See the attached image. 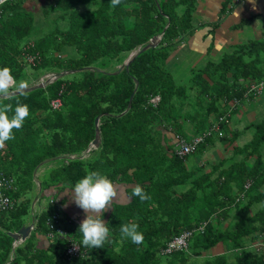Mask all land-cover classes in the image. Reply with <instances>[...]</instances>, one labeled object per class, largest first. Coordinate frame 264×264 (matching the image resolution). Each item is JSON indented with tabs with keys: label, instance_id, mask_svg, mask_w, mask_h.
<instances>
[{
	"label": "trees",
	"instance_id": "16d2710c",
	"mask_svg": "<svg viewBox=\"0 0 264 264\" xmlns=\"http://www.w3.org/2000/svg\"><path fill=\"white\" fill-rule=\"evenodd\" d=\"M197 1L121 0L113 7L110 0H56L39 24L22 0L2 6L0 69L7 68L16 85L29 86L41 74L76 72L0 100L29 109L22 127L13 129L14 139L0 148V179L13 178L7 194L15 201L13 208L0 211V264H264V250L249 245L264 237V118L245 126L252 138L243 146L235 144L243 130L232 131L224 121V136H208L192 153L202 154L221 140L232 155L215 163L193 165L192 154L180 157L167 139L170 129L189 139L188 123L196 135L207 133L214 120L230 112L232 123L238 107L231 110V101L244 98L252 81L264 80V35L234 45L218 61L194 66L185 81L177 79L172 55L199 27ZM160 35L156 47L126 65L134 51ZM28 55H37L35 64ZM155 96L158 104L151 101ZM55 98L62 100L60 109L51 105ZM99 116L101 144L83 155L96 137ZM86 170L126 184L128 196L104 213L109 238L98 249L82 245L80 224L67 216L65 200H57ZM136 184L149 200L132 195ZM51 189L56 194L49 198L50 208L31 211L34 198L42 203ZM30 212L38 231L15 247L9 233L27 225L24 217ZM53 215L88 251L84 256L69 259L66 236L48 235ZM130 222L143 233L140 245L120 235L121 224ZM186 230L194 231L189 248L164 253L168 242ZM38 232L47 236V246H39ZM221 245L236 252L235 260L211 253Z\"/></svg>",
	"mask_w": 264,
	"mask_h": 264
},
{
	"label": "crops",
	"instance_id": "0c3cea01",
	"mask_svg": "<svg viewBox=\"0 0 264 264\" xmlns=\"http://www.w3.org/2000/svg\"><path fill=\"white\" fill-rule=\"evenodd\" d=\"M46 1L56 2V0H22L23 6H25L26 9L34 11L36 17H38L40 12L44 10V4ZM225 4H228L226 10H224ZM236 9L240 10L239 17L235 15ZM194 21L199 27L195 31L194 35L183 43L184 48H178V50L173 53L172 57L176 56V63L179 59L178 53L181 50L188 53L189 58L195 55V60H197L198 56L205 55L204 58L207 57L205 62L206 64L209 60L218 61L223 52L232 51L234 45L236 44L263 37L264 0H255V7L252 3H249L248 0H242L240 2H237V0H198ZM212 43L213 48L209 51ZM194 65L197 66L196 63ZM253 104L256 105V102H253ZM253 104L250 105L255 107ZM246 107L247 105L241 108L238 107V109L235 110L236 112L238 111L235 114L237 118L249 113ZM249 115L254 116L252 111ZM187 129V132L189 131V133L194 132V130L190 132L191 128L189 126H187ZM167 134L169 135V142L171 144H175L178 134L172 129H170ZM38 185L40 189V184ZM113 185L118 193L114 202L126 203L128 201V196L125 192L126 184L113 183ZM69 191L71 190L65 189L59 195L57 200H65L63 208L67 216L80 224L86 218V214L81 208L76 207L75 203L71 201V198L67 195ZM45 193V197H50L51 195L54 196V194H56V190L51 189ZM35 200H39L38 196H36ZM35 206L36 203L34 204L33 202L34 210H36ZM39 207V211H41L45 207V204H40ZM106 219H104L105 222ZM30 223L32 224L33 221ZM30 223H27V225ZM35 231H32V233H36ZM37 236L39 239V246H47L49 244L48 238L44 233L38 232Z\"/></svg>",
	"mask_w": 264,
	"mask_h": 264
},
{
	"label": "clouds",
	"instance_id": "9594fccd",
	"mask_svg": "<svg viewBox=\"0 0 264 264\" xmlns=\"http://www.w3.org/2000/svg\"><path fill=\"white\" fill-rule=\"evenodd\" d=\"M2 2L3 0H0V3ZM248 2L255 7V0H248ZM120 3L121 0H110L113 7L120 5ZM235 15L239 17L240 10L236 9ZM23 88L24 85L22 84L16 85L7 68L0 69V100L22 94ZM243 106L244 103L240 105V107ZM10 112L12 113L11 116L8 115ZM28 115V106L19 101L14 108L11 103L0 104V148L5 146L6 141L14 139L13 129H20ZM67 189L71 190L67 193L71 201L86 214V218L77 229V232L82 234V245L92 249L103 248L109 238V228L103 219L104 213L112 207L111 205L118 195L112 181L100 172L87 171L83 178ZM132 195L138 197L141 202L151 198L139 184L132 188ZM138 229L137 223L130 222L121 224L119 231L122 238L140 245L144 241V236Z\"/></svg>",
	"mask_w": 264,
	"mask_h": 264
},
{
	"label": "built area",
	"instance_id": "2783aa9c",
	"mask_svg": "<svg viewBox=\"0 0 264 264\" xmlns=\"http://www.w3.org/2000/svg\"><path fill=\"white\" fill-rule=\"evenodd\" d=\"M8 1H12V0H3V2L0 3V16L2 15V10H1L2 6ZM240 1L242 0H237V2H240ZM27 58L30 64H35L37 55H28ZM50 76L51 74L45 75L42 78V81L43 82H45L46 80L49 82L54 81L55 80L54 75L52 74V76L51 77ZM263 89H264V81H252L249 91L246 93L244 98L234 99L233 101H231V106H232L231 110H233V108L235 107L243 105L246 98L250 97L251 99V96H250L251 94H253L255 97H258L259 93H262ZM151 101L154 104H158V102L160 101V96H155L151 98ZM51 105L54 109H60L62 106V100L60 98H55L51 101ZM230 115H231V112L227 114L226 116H221L220 118L214 120V124L210 127L207 133L195 135L190 140L183 136L178 135L177 141L175 143L176 145L175 152L177 153V155L184 158L185 156L194 153L195 151L198 150V148L206 141V138L210 135L216 134L218 135V137H223L224 133H223L222 123L226 121L230 127L231 123L228 120V118H230ZM13 185H14L13 178L9 179L6 176H3L0 179V211L9 210L14 207L15 201L7 194V190L11 189ZM57 222H58V215H53L52 218L48 219L47 221V224L49 227L48 235L50 237L55 236V235L66 236V238L68 239L66 254L69 259L72 260L75 257L84 256L88 251L86 249H83L81 244L76 239H73L71 236H69L67 231L62 226H58ZM36 226H37V220L34 221L32 225V230H35ZM204 227L205 225L200 226L198 230L203 232ZM193 236H194L193 230H186L182 232L180 235L173 237L168 242L167 248L164 250V253L165 252L170 253L172 251H179V250H187L190 246V242ZM261 240H263V244H264V237L261 238ZM22 243H23L22 240H17L14 242V246L17 247L18 245Z\"/></svg>",
	"mask_w": 264,
	"mask_h": 264
},
{
	"label": "rangeland",
	"instance_id": "374dc122",
	"mask_svg": "<svg viewBox=\"0 0 264 264\" xmlns=\"http://www.w3.org/2000/svg\"><path fill=\"white\" fill-rule=\"evenodd\" d=\"M51 3H52V1H46L45 4H44V10ZM44 10L41 11V12L39 11L40 12L39 16L37 18H35L36 24L37 23L39 24L40 21H43L42 18H46L45 14H44ZM32 12L35 13L34 11H32ZM54 15H55V13L53 12L51 14V16L53 17ZM47 27H49V26H47ZM43 29H45L44 26H43ZM181 47L184 48V44L183 43L178 46V48H181ZM178 55H179V59L177 60V63L175 65V67H174V72L176 74L177 79L181 80V81L182 80L185 81L188 77L191 76V70L195 66L194 65L195 63H196L197 66H202V65L205 64L206 58H207V57L204 58L205 55L198 56L197 60H195L196 59L195 55L193 57L189 58L188 53L184 52V50L179 51ZM211 55H212V53H211ZM209 56H210V54H209ZM28 74H30L33 77H35L34 76L35 75L34 71L32 69H29V67H28ZM49 74H51V76H52V73H47V74H44V75L41 74L38 77V80H36L31 85L42 83L43 82L42 78L45 75H49ZM45 82H43V83H45ZM253 102H256L257 107H256V105L253 104ZM250 104H253L255 107H252ZM245 105H247L246 109L249 111V113L252 111L254 116H250L249 113L248 114H244L242 117H239V118L236 117L232 121V124H230V127H231L232 131H234L235 129L243 130V134L235 142V144H239L241 146H243L247 141H249L252 138V131L251 130H245V126L252 120L260 121V120H262L264 118V89H263L262 93H259L258 97H255L254 99H250V97L246 98V100L244 102V106ZM233 118H234V115H233ZM237 121L239 122V123H237L238 125L235 124ZM188 125L191 127L190 132H192L193 131L192 125L190 123H188ZM188 134H189L188 137H189V140H190L192 137H194L196 135V132L194 131L193 133H189V131H188ZM167 138H168V141H169V135L168 134H167ZM262 151L264 152V146L262 147ZM231 155H232V151H228L227 150L226 143L221 141V140H218L216 144H214L213 146H209V148L206 149V151L204 153H202V154H199V153L192 154L190 156V161H191V164H193V165L196 164L197 166H199V165L207 164V162L215 163V162H217V161H219L221 159L228 158ZM237 158H241V156H239ZM251 162H252V159L249 160V163H251ZM52 165H55V164H52ZM208 167L210 168V164H209ZM45 168L46 167H42L40 169L41 173H42V171H44ZM121 189H122V187H121ZM37 190L39 191L38 185H37ZM49 198L50 197H45L42 200V203H40L39 200L36 201L35 200L36 197L34 198L33 202H34V204L36 203V206H35L36 214H38V212H40L39 211L40 210V207H39L40 204H45L43 212L50 208V206H49L50 203L49 202H50V200L52 198L50 200H49ZM76 207H78V206H76ZM255 209L256 208H253L252 212L255 211ZM32 210L34 212L33 204H32L31 211ZM33 219H34L33 213L30 212V214L28 216L24 217V223H30L31 221H33ZM249 245L253 249H255V250L259 251V252H262L264 250L263 240H261V239H258L256 241H254L252 244L250 243ZM211 253L212 254L226 253L228 258L231 261L235 260V254H236L235 251L229 250L227 248V246H225V245H221L219 247L213 248L211 250ZM203 259H204V257H201V258H199V261H202Z\"/></svg>",
	"mask_w": 264,
	"mask_h": 264
},
{
	"label": "water",
	"instance_id": "95a60500",
	"mask_svg": "<svg viewBox=\"0 0 264 264\" xmlns=\"http://www.w3.org/2000/svg\"><path fill=\"white\" fill-rule=\"evenodd\" d=\"M161 38H162V35L155 36V37H153L151 39L150 43H148L146 46H144L143 48H140V49L134 51L130 55L129 59L127 60L126 65H129V63L131 62V60L137 54H139L140 52L146 51L147 49H149L151 47H156L158 45L159 41L161 40ZM74 72H76V71L75 70H69V71H63V72H59V73H54L53 75L55 77L54 79H57L59 77H63L65 75H67V74H71V73H74ZM47 83H49V81H46L45 83L42 82V83H38V84H35V85L25 86L22 89V93L29 92V91L35 90L37 88L45 87ZM136 90H137V88H136ZM136 90L134 91L133 95L131 96V100H130L128 109L132 105V101H133L134 94H135ZM100 118H101V116H99L96 119V137H95L94 141L91 143L90 147L86 151H84L83 155L86 154V153H88L91 150V147H98L101 144ZM36 174H37V172H35V175ZM32 225H33V223L32 224H29V225H24L18 231H16V232H10L9 234L14 238L15 241H17V240L26 241L30 237V235L32 233Z\"/></svg>",
	"mask_w": 264,
	"mask_h": 264
}]
</instances>
